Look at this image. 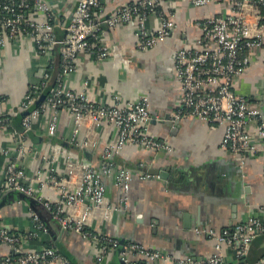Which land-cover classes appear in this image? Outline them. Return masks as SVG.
Returning a JSON list of instances; mask_svg holds the SVG:
<instances>
[{"label": "built area", "instance_id": "built-area-1", "mask_svg": "<svg viewBox=\"0 0 264 264\" xmlns=\"http://www.w3.org/2000/svg\"><path fill=\"white\" fill-rule=\"evenodd\" d=\"M105 1L75 0L64 17L61 13L64 0H0V58L9 47L20 51L28 45L44 65L41 78L28 86L16 106V112L23 117L19 130L12 133L11 148L0 151L4 158V189L36 201L61 230L80 235L81 239H94L84 228L91 213L108 219L115 211L107 201L108 187L116 192L118 205L126 208L132 180L148 178L145 172L116 161L124 148L153 155L171 151L168 144L148 129L151 118L146 98L122 102L115 97L110 105H101L88 98L86 80L81 82L79 92L64 85L75 71L79 53L96 62L110 56L109 47L99 38L100 24L109 29L131 26L135 50L145 52L155 49L170 36L179 3H187L193 9L219 7L217 13L196 19L193 26L198 37L194 43L173 53L172 70L179 97L168 119L171 122L193 119L209 129L221 126V149L238 158L247 152H256L258 148L252 138L261 141L264 147V116L246 98L232 91L233 82L249 68L253 56L264 50V0H132L111 11L105 10ZM152 20L157 24L155 29L147 26ZM56 30L63 32L62 37H57ZM56 64L59 67L55 88L33 108L47 85L46 69ZM62 114L69 133L61 143L72 149L57 142L46 145L40 164L32 173L27 172L24 162L31 150L25 144V137L32 123L44 117L39 135L41 139L54 140ZM5 122L0 118V130ZM249 126H254L253 133H249ZM82 151H87L88 156L80 155ZM89 154L98 155L95 164ZM30 219L35 230L46 232L36 215L30 214ZM193 233L213 239L210 254L200 253L194 259L173 258L127 243L122 245L119 259L122 264L241 261L247 256L251 242L264 234V221L250 216L220 231L194 230ZM31 238L0 229V245L9 251V256L0 257V264H71L53 248L25 251L23 244ZM98 241L101 256L96 257V263L118 245L115 239L106 236ZM129 254L134 258H129ZM256 264H264V260Z\"/></svg>", "mask_w": 264, "mask_h": 264}, {"label": "crops", "instance_id": "crops-1", "mask_svg": "<svg viewBox=\"0 0 264 264\" xmlns=\"http://www.w3.org/2000/svg\"><path fill=\"white\" fill-rule=\"evenodd\" d=\"M131 1L106 0L103 3L105 10L111 11ZM74 2L64 0L61 10L64 17L68 16ZM218 8L193 9L187 3H179L170 36L155 49L145 52L135 50L131 26L109 29L100 24L99 38L109 47L110 56L96 62L85 53H79L74 63L75 71L65 80L64 85L73 92H79L81 82L86 80L88 98L101 105H110L115 97L122 102L146 98L151 118L148 129L171 149L168 154L153 155L136 148H124L117 156V162L148 175L142 181L132 180L127 207L118 205L116 192L108 187L107 201L115 211L108 219L91 213L84 228L94 239H81L80 235L61 230L36 201L28 204L4 189V158L0 155L1 230L32 237L23 244L25 251L49 246L71 264H122L119 255L122 245L127 243L159 251L166 257L194 259L200 253L210 254L214 242L206 234L196 236L194 230L220 231L250 216L264 221V147L261 141L252 138L258 149L255 153L243 154L240 159L221 149V126L209 129L193 119L177 122L168 119L179 97L172 70L173 53L192 45L198 37L194 21L217 13ZM147 26L155 29L157 24L152 20ZM56 35L62 37L63 32L56 30ZM0 61V118L6 120L0 130L1 151L11 148L12 133L20 128L16 106L28 85L41 78L44 65L34 57L28 45L20 51L9 47ZM232 91L246 98L247 103L264 116V50L253 56L249 68L233 82ZM39 99L35 100L34 107L43 101L38 102ZM44 121V117H38L27 134L30 139H25L31 154L24 167L30 173L40 164L44 154L45 141L39 135ZM248 131L253 133L254 126H249ZM68 133L69 127L62 114L54 140L61 143ZM92 161L96 163L95 158ZM30 214L44 222L45 233L34 229ZM103 236L115 239L118 245L96 263V257L101 256L98 240ZM223 253L229 256L225 249ZM5 256H9V251L0 245V257ZM128 257L134 258L131 254ZM261 260H264V234L251 242L243 260L230 259L225 264H256Z\"/></svg>", "mask_w": 264, "mask_h": 264}, {"label": "trees", "instance_id": "trees-1", "mask_svg": "<svg viewBox=\"0 0 264 264\" xmlns=\"http://www.w3.org/2000/svg\"><path fill=\"white\" fill-rule=\"evenodd\" d=\"M263 15H264V11H263ZM58 67H59V65H52L49 69H46V72H47V74H48V77H51V80H49V83H48V81H47V85H46V87L41 91V93H40V97H38V98H40L39 100H38V102H40L41 100H44V98L45 97H47L48 95H49V93H50V91L52 90V89H54L55 88V77H56V74H57V72H58ZM29 86V85H28ZM27 90H28V87H27V89H26V91H25V94H26V92H27ZM37 106V105H36ZM33 108H34V106H33ZM23 116H22V113H18V120H19V125H20V121H21V118H22ZM27 141H28V139H30V137L28 136V135H26V138H25ZM43 141H45V147H46V145H49V144H55L57 141L56 140H53V139H42ZM87 153V156H88V152L87 151H82V152H80V155H82V156H84V153ZM89 157L91 158V160H93V158H95V160L97 161V156H96V154H89ZM93 162V161H92ZM33 203V202H32ZM35 204V203H34ZM33 204V205H34ZM34 206H36V205H34ZM37 207V206H36ZM35 208V207H34ZM37 216V215H36ZM38 217V216H37ZM39 219V218H38ZM39 221H40V223L42 224V226H44V228L46 229V226H45V224H44V222L42 221V220H40L39 219ZM42 221V222H41ZM37 231V230H36ZM38 233H40L39 231H37ZM48 248H49V246H48Z\"/></svg>", "mask_w": 264, "mask_h": 264}, {"label": "water", "instance_id": "water-1", "mask_svg": "<svg viewBox=\"0 0 264 264\" xmlns=\"http://www.w3.org/2000/svg\"><path fill=\"white\" fill-rule=\"evenodd\" d=\"M61 146L64 147V148L72 149L71 147H68V145H66L65 143H61ZM84 156H87L86 152L84 153ZM13 194H15L16 196H18L20 199H22L23 201L27 202L28 204L33 202L31 199L25 198V197H23L20 194H17V193H13Z\"/></svg>", "mask_w": 264, "mask_h": 264}]
</instances>
